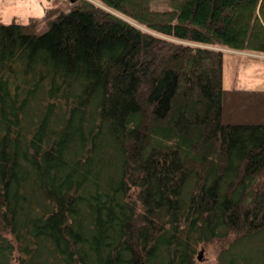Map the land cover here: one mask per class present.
Listing matches in <instances>:
<instances>
[{
  "label": "trees",
  "instance_id": "1",
  "mask_svg": "<svg viewBox=\"0 0 264 264\" xmlns=\"http://www.w3.org/2000/svg\"><path fill=\"white\" fill-rule=\"evenodd\" d=\"M98 1L0 22V264H264V0Z\"/></svg>",
  "mask_w": 264,
  "mask_h": 264
},
{
  "label": "rangeland",
  "instance_id": "2",
  "mask_svg": "<svg viewBox=\"0 0 264 264\" xmlns=\"http://www.w3.org/2000/svg\"><path fill=\"white\" fill-rule=\"evenodd\" d=\"M84 0H0V22L17 20L27 23L30 20L40 22L39 30L47 28L48 20L44 18L49 10L68 11ZM101 5L98 0H91ZM155 9L169 7L165 1H155ZM42 20V21H41ZM223 51V86L237 89H264V53L250 50H237L228 47L215 46ZM219 240L209 244H201L197 257L201 264H216L219 251Z\"/></svg>",
  "mask_w": 264,
  "mask_h": 264
}]
</instances>
